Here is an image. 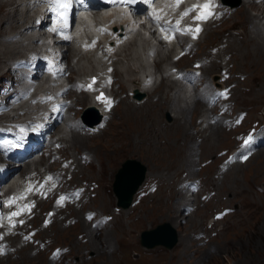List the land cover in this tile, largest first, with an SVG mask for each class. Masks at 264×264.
<instances>
[{"label": "rangeland", "instance_id": "obj_1", "mask_svg": "<svg viewBox=\"0 0 264 264\" xmlns=\"http://www.w3.org/2000/svg\"><path fill=\"white\" fill-rule=\"evenodd\" d=\"M235 1L238 0H226L227 6H230L226 16L220 22H210L206 25V30L204 29L200 38L194 41L192 50L185 54L186 59L181 58L182 61L185 59L181 63H184L185 68H191L198 58L206 61L204 66H201L202 74L209 76L211 81L213 78H218L219 81L223 73L222 68L227 69L231 77L222 84H226L228 91H232L230 99L234 112H247L242 121L232 128L221 127L225 125V121L216 114L212 118V112L215 113L214 109L217 107H212L211 110L205 101L199 99L198 102L205 103V107L202 106L197 112L191 110L193 100L196 99L191 97L195 89L191 83L195 80L182 79L183 83L182 80L177 82V79H174L176 71L183 67L180 63L176 65L173 58L179 53L175 51L179 50L180 46L177 42H169L162 47V43L153 35L154 25L149 21H138L140 18L136 15L137 21L132 22L135 30L129 34L132 41L128 40L120 45L115 53L116 62L113 64L116 81L112 91L121 99L112 109L105 127L95 133H86L88 135L83 137V140L87 139L84 143L66 140L70 139L72 131H60L63 128L61 125L65 124L63 118H58L49 132L53 140L66 137L56 154L63 155L64 158L69 156L65 176L73 175L72 180L78 184H84L85 180H90L91 186L98 184L92 190L87 188L89 198L85 202L58 206L53 197L44 203L39 202L36 213L25 222L24 231L36 227V238L43 241L50 239L49 248L68 245L70 250L67 256L52 260L49 258L50 250L36 251L34 243L24 245L22 233H10L7 235L9 238L6 236L5 239L9 246L15 248L7 254H0V264H264V146L259 147L245 162L237 160L238 162L229 169H219V162L225 155H219V151L235 147V135L239 131H245L254 120L264 122V46L260 43L256 46L253 44L255 51L252 52L251 47L248 48L244 46L243 41H238L242 37L241 31L253 33V27L257 28L253 22L248 21L247 13L241 14L243 3H255L264 7V1L239 0L238 4H232ZM26 2L27 0L14 2V6L16 4L19 8L14 18L1 12L12 6L5 5L3 9L0 8V78L8 77L7 69L11 61L25 56L27 46L40 48L43 41L51 39L41 35L44 30L43 23L33 26V19L38 14L34 8L29 7L25 15L28 7ZM237 8H240L239 11ZM249 9L251 16H257L255 20L264 34V16L255 7ZM106 10L85 11L88 29L84 32L93 30V22H104ZM112 12L110 23H117L128 16L122 12ZM29 13H32L30 19ZM26 24L30 26L23 29ZM13 28L19 31L22 43H16L13 49L9 50L3 44L6 41L1 37V33L11 34ZM154 31L158 36L157 30ZM78 38L56 45L66 51V54L63 52V59L67 67L60 78L52 80L51 86L55 89H60V86L65 88L67 84L71 85V89L75 76L95 72L104 65V61L96 57L94 51L81 48V35H78ZM71 44L75 46V50L68 49ZM157 48L158 52L162 56L164 53L163 57L168 59L158 63L160 54L157 56ZM192 52L195 53L191 55ZM77 64H83L85 68L77 67L76 70L81 69L80 72L74 71ZM147 72L154 73L155 79L149 86H143L142 79ZM162 74L167 76L162 78L161 82ZM36 77V83L24 81L28 86V93H35L46 87L47 84L43 83L44 76L39 73ZM172 82L181 87L179 91L174 89ZM197 85L198 82L194 84ZM163 86L168 88L164 89ZM70 89L63 93L69 97L68 102L74 99L76 102L66 112L73 117L86 114L88 118H95L96 111L90 104L91 96L89 95L88 102L82 101L83 99L79 101L77 94H72ZM135 89H140L147 99L137 103L140 99L134 97L136 93H127L135 92ZM179 94L181 96L177 99ZM181 98L182 100H179ZM173 105H177L180 112H176ZM211 120L216 124L212 125ZM58 125L61 128L59 131L56 130ZM81 134L84 135L82 132ZM82 152L89 156V161L82 159ZM32 158L9 163L13 170H8L0 182V200L4 189L11 187L16 190L20 185L14 182L20 180L21 173L28 169L35 172L43 166L44 169H53L58 165V162L53 161V156H47L43 157L45 160L37 164L38 166L30 165L31 167L25 169L23 164ZM128 158H136L146 165V177L141 191L149 189L151 182H155L157 186L153 192L142 196L133 205L123 208L116 203L112 185L116 171ZM206 160L208 163L202 165ZM183 170H186L191 178L202 176L205 179L206 184L202 190L194 193L179 187ZM210 191L214 192L211 199L200 198L201 194ZM186 206L195 209L189 212L190 209ZM225 206L232 207L233 211L209 226L213 212ZM48 209L58 212L51 217L52 221L49 223L46 217ZM88 209L112 216L111 219L101 222L100 227L92 224L95 235L98 234L96 242L89 238L88 230L82 226L84 223L85 227L90 225V220L84 217V211ZM162 221H169L179 232L174 246H142L139 242L141 231L151 229ZM7 232L9 233V230Z\"/></svg>", "mask_w": 264, "mask_h": 264}, {"label": "bare ground", "instance_id": "obj_2", "mask_svg": "<svg viewBox=\"0 0 264 264\" xmlns=\"http://www.w3.org/2000/svg\"><path fill=\"white\" fill-rule=\"evenodd\" d=\"M16 0H0V8H2V7H4L5 5H9V7H11L10 9H8V10H6L5 12L2 10L1 12H2V14H7L9 17H10V15L11 16H13V18H14V16H16V14L18 13V9L19 8H17L16 7V4H15V6H14V2H15ZM251 7H255L256 9H259L260 10V12L262 13V15L264 16V7H260V6H258L257 4H255V3H249V4H244L243 3V10L241 11V14H245V13H247V16L246 17H248V21H251V23L253 22V25L255 26V27H257V28H255L254 29V27H253V29H252V31H253V33H249V32H247V31H245V32H243V31H241V34H242V37L240 38V39H238V41H243L244 42V46H247L248 48H250L251 50H252V52H254L255 50H254V45L256 46V44H258V43H260V44H262L263 46H264V34L262 33V31H261V29L258 27V25H260L258 22H256V18H257V16H251V14H250V12H249V8H251ZM30 8H32V7H30ZM29 8V6L27 7V9L25 10V15H27V12H28V10L30 9ZM229 8H230V6H229ZM241 8V7H240ZM240 8H237V10L239 11V9ZM3 9V8H2ZM5 9V8H4ZM6 9H7V7H6ZM35 12H37L38 14L37 15H41L40 14V11L39 10H37V9H35L34 10ZM32 14V13H31ZM31 14L29 13L28 14V19H30V17H31ZM36 15V16H37ZM36 16L34 17V19H33V21L35 20V18H36ZM17 19V18H16ZM0 21H2V19H0ZM29 21V20H28ZM45 20H44V18H43V20H41V22H44ZM126 21V19H122L121 20V22H125ZM30 25L29 24H26V25H24L23 26V29H26V28H28ZM1 28V27H0ZM155 29V28H154ZM154 29H153V35H155L156 36V38H158V40H159V42H161L162 43V47L164 46V45H166L167 44V42L163 39V37H162V35H158L157 36V34L156 33H154L155 31H154ZM208 29V28H207ZM206 30V29H205ZM1 32V31H0ZM45 32V30H43L42 32H41V35L43 34ZM207 32V31H206ZM205 33V32H204ZM207 34V33H206ZM231 36H232V34H231ZM177 37V39H179V40H181L182 42H181V46H180V49L179 50H177V51H175V53H178L181 49H183L184 48V44H186L187 43V41H188V39L186 38V36H183V35H177L176 36ZM129 41H132V39L130 40L129 39ZM3 42V41H2ZM54 43L56 44V45H62L63 43H65L61 38H59V37H56L55 39H54ZM3 44H5V48H7V49H9L10 50V48L11 49H13V47H14V45L16 44V43H13V42H11V41H7V43L6 42H3ZM194 44V43H193ZM246 44V45H245ZM254 44V45H253ZM253 45V46H252ZM70 47L71 48H68L70 51H72V48H73V50H75V46L74 45H70ZM2 48H3V46H2ZM153 49V48H152ZM16 50V49H15ZM5 51V50H4ZM155 51H157V56H158V54H160V52H158L159 50H158V48H157V50H155ZM64 54H66V51L64 52ZM87 54V53H86ZM67 55H68V53H67ZM167 55V54H166ZM82 56H84V55H82ZM160 57H159V59L157 60L158 61V63L160 62V61H162V60H165V59H168L167 57H163L164 56V53H163V56L160 54L159 55ZM185 56V54L184 55H182V56H178V54H177V56L176 57H173L174 58V60L176 61L175 63H176V65H178V63H180L182 66H183V64L184 63H181V62H183L186 58L184 57ZM185 58L183 61H182V59L181 58ZM170 58V57H169ZM178 60V61H177ZM192 62L194 61V60H191ZM1 64V63H0ZM3 64V63H2ZM69 64V66H71L72 67V65H70V63H68ZM218 65H220V62L218 63ZM204 66V65H203ZM2 67V66H1ZM77 67H81V69H83V68H85V65H83V64H77L76 65V67H75V70L74 71H77V72H80V70H76V68ZM224 67H225V65H224ZM182 68H185L184 66L182 67ZM201 68V67H200ZM187 69H190V68H187ZM181 70V69H180ZM202 70V69H201ZM207 70V68L205 67V72H207L206 71ZM7 71H8V76L9 75H11L12 73H11V68L9 67L8 69H7ZM179 71V70H178ZM203 71V70H202ZM7 73V72H6ZM92 73H94V72H92ZM203 72H201V74H202ZM39 74V68H36L35 69V72H34V76H33V81L31 82V83H36L37 81H38V77H36L37 75ZM89 74H91V73H89ZM176 74H177V71H176ZM203 75V74H202ZM167 75H165V74H163L162 76H161V82H162V78H164V77H166ZM176 77L174 78L175 80L177 79V82H178V80L179 81H181L182 79H180L177 75H175ZM7 78H9V77H7ZM204 79H207L206 80V83L205 84H203V82H204ZM181 82H183L184 83V81L182 80ZM196 82H198V85L197 86H194V84L196 83ZM173 83V82H172ZM171 83V84H172ZM210 83H215V84H219V85H221V83L222 82H220V81H218V78H213V80L211 81L210 80V77L209 76H206V74H204L203 75V77H196L195 78V81L193 82V83H191V86L192 87H194L195 89H194V93L191 95V97H193V98H196L195 100H193L194 101V103H193V105H192V107H191V110L193 109L194 110V112H197V111H199L200 110V108L202 107V106H204L205 107V103L203 104V103H200V102H198L199 100L200 101H204V99H202V97H203V95H204V93L207 91V90H209L210 89ZM74 84V83H73ZM174 84V83H173ZM200 85H202V87H200ZM70 86L71 85H69V84H67L66 86H65V88L64 87H61L60 86V89H62V92H65L66 90H68V89H70ZM175 87V88H174ZM174 89H176L177 88V90L179 91V89L181 88V87H178L176 84H174ZM192 87H191V89H192ZM163 88L164 89H166V88H168V87H166V86H163ZM71 91V93L72 94H77V99L78 100H82V101H89L88 99H89V94L87 93V92H80V93H76L75 92V88L72 90V87H71V89H70ZM115 90V89H114ZM137 90V89H136ZM197 94H199L198 95V97H197ZM70 96H71V94H70ZM181 95L179 94L178 95V97H177V99L180 97ZM183 98V97H182ZM182 98L181 99H179V100H182ZM199 99V100H198ZM197 100V101H196ZM122 101V100H121ZM186 101V100H185ZM188 101H189V99H188ZM192 101V102H193ZM174 104V103H173ZM202 104V105H201ZM184 105V104H183ZM190 105V104H189ZM200 105V106H199ZM128 107V106H127ZM173 107H174V110L176 111V112H180V110H178V106L177 105H173ZM189 107V106H188ZM208 107V106H207ZM70 108H72V107H69L67 110H69ZM126 108V107H125ZM187 108V107H186ZM187 110V109H186ZM189 110V109H188ZM212 110V109H211ZM204 111V110H203ZM134 112V111H133ZM186 113V112H185ZM208 113V112H207ZM182 115H184L183 113H181ZM178 116V115H177ZM61 118H62V116H61ZM66 120H71L72 119V117L71 116H69V119H67V118H65ZM110 119V118H109ZM58 121V118L57 117H53V118H51V122H52V125H54L56 122ZM213 122H214V120H213ZM211 123H212V120H211ZM107 124V123H106ZM216 123H212V125H215ZM226 124V123H225ZM61 126H63V128L61 129L60 127H59V125L58 126H56V130L58 129V131H59V128L61 129L60 131H63V130H66V131H64V132H67V130H69V131H72V132H70V139H67L66 137H58V139L56 138L54 141H59V142H63L64 140L63 139H65L66 138V140H70L72 143H77V142H85L86 140L84 139L83 140V137L84 138H86V135H88V134H81L80 132H76V131H74V129L71 127V126H69L67 123H65L64 125H61ZM221 126V125H220ZM225 126V125H224ZM224 126H221V127H224ZM108 127V126H107ZM68 133V132H67ZM56 134V133H55ZM66 134V133H65ZM102 134V133H101ZM224 134V133H223ZM226 136V135H225ZM63 140V141H62ZM53 141V142H54ZM53 142L51 143V144H53ZM65 142V141H64ZM69 144V143H68ZM69 145H71V143L69 144ZM73 145V144H72ZM70 147V146H69ZM80 147V146H79ZM75 149V148H74ZM67 150V149H66ZM67 152V151H66ZM74 153V152H73ZM66 154V153H65ZM69 154H70V152H69ZM68 155V154H67ZM67 157H69V156H67ZM66 157V158H67ZM39 158H41L40 160H39ZM65 158V159H66ZM76 158V157H75ZM39 160V161H38ZM43 160H45L44 158H43V156H41V157H35V158H32V159H30V160H27L26 162H25V164H23L26 168L25 169H27V168H29V167H31L30 165H39V164H41V162L43 161ZM45 162V161H44ZM44 162H43V164H44ZM79 163V162H78ZM45 164H46V162H45ZM37 165V166H38ZM46 166V165H45ZM82 166V165H81ZM80 166V167H81ZM4 168L6 167L8 170H13L12 169V167L7 163L6 164V166H3ZM50 167V166H49ZM92 167V166H91ZM16 169V168H15ZM31 169V168H30ZM33 169V168H32ZM79 169V168H78ZM85 169V168H84ZM94 169V168H93ZM26 171V170H25ZM29 171V169L26 171V172H28ZM24 172V171H23ZM30 172V171H29ZM18 174H19V172H17ZM94 174V173H93ZM95 174H96V172H95ZM21 176H23L24 175V173L22 174H20ZM18 176V175H17ZM16 176V177H17ZM14 177V176H13ZM15 177V178H16ZM2 180H0V182H1ZM90 181V180H89ZM92 181V180H91ZM16 185H18V183H19V181L18 180H15V182H14ZM13 184V183H12ZM90 184V183H89ZM94 185V184H93ZM10 186H12V185H10ZM99 187V186H98ZM99 189H100V187H99ZM92 190V189H91ZM11 192V190H7V194L8 193H10ZM98 192V191H97ZM96 194V193H95ZM98 194V193H97ZM0 195H1V193H0ZM96 196V195H95ZM48 199H40V202L41 203H44V201H47ZM59 206V205H58ZM58 208V207H57ZM57 208H56V210H57ZM58 211V210H57ZM75 212H76V210H75ZM56 213H58V212H56ZM55 212H54V214L53 215H55L56 214ZM62 213V212H61ZM52 215V216H53ZM63 216V215H62ZM81 216V215H80ZM79 217V216H78ZM115 217V216H114ZM56 218V217H55ZM62 218V217H61ZM71 218V217H70ZM57 219V218H56ZM59 219H60V217H59ZM63 219V218H62ZM61 220V219H60ZM94 220V218H92L90 221H89V226H87V227H85L84 226V224H82V226L84 227V229L86 230H88V233H89V238H91V240L92 241H97L98 240V234L97 235H95L96 233L94 232V227H92L93 225L91 224V222ZM113 220V219H112ZM111 220V221H112ZM110 221V220H109ZM59 222V221H58ZM78 222V221H77ZM85 222V221H84ZM49 223V222H48ZM108 223V222H107ZM108 224H110V223H108ZM53 225V224H52ZM112 225V224H111ZM115 226V225H114ZM51 227V226H50ZM41 228H43V227H41ZM42 230V229H41ZM45 230V229H44ZM95 236H93V235ZM8 237V236H7ZM9 238V237H8ZM12 239V238H11ZM10 243V242H9ZM14 244V243H13ZM21 245V244H20ZM24 245H26L25 243H24ZM19 246V245H18ZM22 246V245H21ZM28 246V245H27ZM16 247H17V244H16ZM26 248V247H25ZM35 250H36V248H35ZM33 251V250H32ZM32 256V254H29V256ZM1 257V256H0Z\"/></svg>", "mask_w": 264, "mask_h": 264}, {"label": "water", "instance_id": "obj_3", "mask_svg": "<svg viewBox=\"0 0 264 264\" xmlns=\"http://www.w3.org/2000/svg\"><path fill=\"white\" fill-rule=\"evenodd\" d=\"M239 1L233 4H238ZM94 121H89L90 124ZM146 165L136 158H128L115 173L113 191L117 197V203L123 207L129 206L138 186L145 178ZM178 239L177 230L168 222L158 223L151 229L141 231L140 244L145 247L164 245L167 248L174 246Z\"/></svg>", "mask_w": 264, "mask_h": 264}]
</instances>
